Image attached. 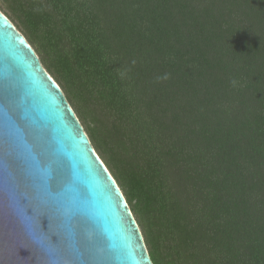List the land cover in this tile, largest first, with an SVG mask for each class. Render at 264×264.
Returning <instances> with one entry per match:
<instances>
[{
  "label": "trees",
  "instance_id": "trees-1",
  "mask_svg": "<svg viewBox=\"0 0 264 264\" xmlns=\"http://www.w3.org/2000/svg\"><path fill=\"white\" fill-rule=\"evenodd\" d=\"M124 193L154 264H264V0H0Z\"/></svg>",
  "mask_w": 264,
  "mask_h": 264
},
{
  "label": "water",
  "instance_id": "water-1",
  "mask_svg": "<svg viewBox=\"0 0 264 264\" xmlns=\"http://www.w3.org/2000/svg\"><path fill=\"white\" fill-rule=\"evenodd\" d=\"M0 264H154L65 93L2 11Z\"/></svg>",
  "mask_w": 264,
  "mask_h": 264
}]
</instances>
